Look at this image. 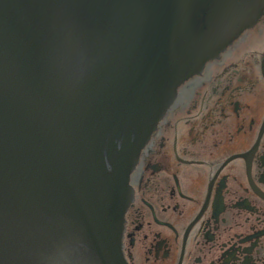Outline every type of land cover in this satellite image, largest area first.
<instances>
[{"label":"water","instance_id":"1","mask_svg":"<svg viewBox=\"0 0 264 264\" xmlns=\"http://www.w3.org/2000/svg\"><path fill=\"white\" fill-rule=\"evenodd\" d=\"M263 17L264 0H0V264H128L142 149Z\"/></svg>","mask_w":264,"mask_h":264},{"label":"flooded vegetation","instance_id":"2","mask_svg":"<svg viewBox=\"0 0 264 264\" xmlns=\"http://www.w3.org/2000/svg\"><path fill=\"white\" fill-rule=\"evenodd\" d=\"M130 190L128 264H264V17L178 88Z\"/></svg>","mask_w":264,"mask_h":264}]
</instances>
